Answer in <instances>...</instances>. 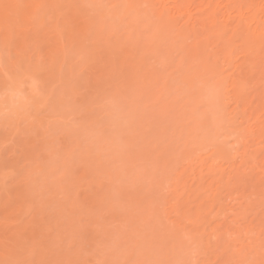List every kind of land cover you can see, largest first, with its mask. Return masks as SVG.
<instances>
[{
    "label": "rangeland",
    "instance_id": "rangeland-1",
    "mask_svg": "<svg viewBox=\"0 0 264 264\" xmlns=\"http://www.w3.org/2000/svg\"><path fill=\"white\" fill-rule=\"evenodd\" d=\"M123 4L0 0V237L9 253L0 264H223L211 254L225 242L218 225L235 218L264 229V177L221 188L211 207L189 197L191 213L203 203L209 211L195 227L175 225L179 173L194 187L196 160L239 151L234 103L193 77L178 41L157 40L152 11L124 16ZM20 65L31 79L15 75ZM260 90H247L250 118L262 117ZM203 175L211 199L216 185Z\"/></svg>",
    "mask_w": 264,
    "mask_h": 264
},
{
    "label": "bare ground",
    "instance_id": "bare-ground-1",
    "mask_svg": "<svg viewBox=\"0 0 264 264\" xmlns=\"http://www.w3.org/2000/svg\"><path fill=\"white\" fill-rule=\"evenodd\" d=\"M123 1L125 4L120 7V11L124 16L129 11H140V7H144V11H152L150 15L154 20L149 17L147 19L151 20L149 22L157 40L168 37L178 41L185 48V58L195 67L193 77L201 75L205 81H214L219 87V95L234 103L231 115L233 121L230 124L239 151L230 154L218 148L216 154H212L210 164H206L208 158H199L195 162L200 167L194 181L196 186L186 185L183 180L184 170L179 173L172 187L174 196L170 201V213L175 217V225H183L179 228L186 230L188 226L195 227L208 210V205L205 207L203 203L202 206L197 205L196 211L191 213V209L185 208L189 197L202 200L211 207L219 201L221 188L233 185L237 189H245L251 183H260L264 177V0ZM221 4H224V8ZM191 11H196L195 17ZM219 11H228L229 14L225 15L227 17L220 16ZM27 12L22 15L23 18L29 15ZM142 13L137 14L140 16ZM143 14L146 18L147 15ZM191 78L187 76L188 81ZM258 86L261 93L256 107L262 111V117L253 115L250 118L248 111L252 108L253 100L247 90L257 89ZM6 101L1 104H6ZM250 119L255 126H252ZM254 138L262 140V143L249 145ZM218 161L227 164L228 170L218 166ZM205 171L209 183L216 185L211 199V194H206L210 189L203 186ZM231 222L225 221L214 230L215 238L225 242L211 251L213 259L220 256L224 257L221 262L223 264H242L254 257H264V229L259 230L251 223L240 227L236 225L235 218ZM177 234L180 235L178 231ZM231 240L237 243H234L232 249L229 245ZM4 242V238L0 237V260L9 254L5 251L8 247ZM237 246L239 248L236 249ZM235 257V261L232 260ZM246 264L252 262L247 261Z\"/></svg>",
    "mask_w": 264,
    "mask_h": 264
},
{
    "label": "snow or ice",
    "instance_id": "snow-or-ice-1",
    "mask_svg": "<svg viewBox=\"0 0 264 264\" xmlns=\"http://www.w3.org/2000/svg\"><path fill=\"white\" fill-rule=\"evenodd\" d=\"M15 75L17 77H23L25 80L27 79H31V75H30V69L25 67L24 65H20L15 69ZM86 145H82V148L86 149ZM75 152H73L70 148L65 152V157L67 160L72 161L75 159ZM68 169H61L60 170V175L61 176H65L68 173ZM11 264V262H10Z\"/></svg>",
    "mask_w": 264,
    "mask_h": 264
}]
</instances>
